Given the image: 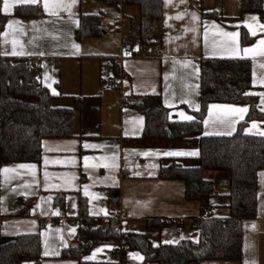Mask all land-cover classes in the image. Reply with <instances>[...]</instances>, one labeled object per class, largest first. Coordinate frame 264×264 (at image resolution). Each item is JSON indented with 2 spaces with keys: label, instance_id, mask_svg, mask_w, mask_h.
I'll return each mask as SVG.
<instances>
[{
  "label": "crops",
  "instance_id": "1",
  "mask_svg": "<svg viewBox=\"0 0 264 264\" xmlns=\"http://www.w3.org/2000/svg\"><path fill=\"white\" fill-rule=\"evenodd\" d=\"M127 5L123 0H8L5 11L1 0L6 22L0 56L41 62L33 73L53 96L52 106L74 115L73 137L43 140L40 162L0 163V243L39 235L40 264H156L139 250L121 252L108 243L94 245L81 259L62 257L79 246L83 203L95 229L108 226H93L94 220L120 209L124 222L118 231L147 235L154 247L197 243L206 210L211 218L230 217L228 173L205 172L215 186L207 205L187 200L183 181L159 178L173 163L199 167V137L168 146L144 142L145 115L133 104L159 96L171 122H195L201 110V61L248 60L253 88L245 94L257 98L264 114V12L243 13L242 0H162L163 40L148 46L147 54L130 37L139 32V7ZM23 6L40 7L42 14L15 17ZM94 15L102 16V34L79 41L81 18ZM110 20L122 23L123 31L109 28ZM243 32L253 39L246 46ZM123 38L133 45L124 49ZM249 110L247 104H211L203 135L233 136ZM243 134L264 138V120L249 122ZM60 218L66 220L63 227ZM242 240V260L198 264H264V170L258 173L257 214L242 222Z\"/></svg>",
  "mask_w": 264,
  "mask_h": 264
},
{
  "label": "trees",
  "instance_id": "2",
  "mask_svg": "<svg viewBox=\"0 0 264 264\" xmlns=\"http://www.w3.org/2000/svg\"><path fill=\"white\" fill-rule=\"evenodd\" d=\"M114 3L115 0H107ZM139 7V32L131 35L142 46L162 43L164 15L162 0H123ZM243 13H263V0H242ZM40 7H18L15 17H36ZM6 22L0 0V38ZM102 16H83L77 39L95 38L102 34ZM253 39L243 32L242 43ZM252 64L248 60H207L200 65L201 110L197 121L173 123L161 97H141L133 104L145 115L142 140L147 143H173L189 137H199V167L186 169L173 163L159 174L162 180L185 183L186 198L208 204L215 196V186L206 180L205 172H225L230 176L229 209L227 219H204L199 227V241H184L179 245L154 247L147 235L123 234L113 217L107 229L94 228L86 217V205L81 206L83 220L79 246L62 253L64 258L81 259L91 247L100 243L117 245L124 250H139L156 264H198L202 261L233 262L243 257L242 222L257 214L258 173L264 170V138L243 134L244 127L253 120H264L257 108V98L245 94L252 89ZM53 96L42 86L26 59L0 56V163H37L42 156L45 139L71 138L74 135L73 110L52 106ZM247 104L249 114L230 137L203 135V121L211 104ZM102 220V219H101ZM100 220V221H101ZM42 259L39 235L18 237L14 242L0 243V264H22Z\"/></svg>",
  "mask_w": 264,
  "mask_h": 264
},
{
  "label": "built area",
  "instance_id": "3",
  "mask_svg": "<svg viewBox=\"0 0 264 264\" xmlns=\"http://www.w3.org/2000/svg\"><path fill=\"white\" fill-rule=\"evenodd\" d=\"M107 26L109 28H112L114 31L119 32V33H121L123 31L122 23H119V22H117L115 20L108 21L107 22ZM132 45H133V40L128 39V38H123V48L124 49L126 47H131ZM141 49L144 50V51L145 50L149 51V47L148 46L142 47ZM148 56H153V54L151 52H149ZM26 63H27L28 68L30 70H32V71L35 70V69L41 68V62H39V61H33V60H30V59H26ZM118 88H119V85H113L112 86V89H118ZM113 217L116 219V221L118 222L119 225L124 222V213H123L122 210L118 209L112 215L106 216L101 221L100 220H97V221L94 220L93 221V226H95V224H97L99 222H101L104 225H109L111 223ZM203 218L204 219H210L211 218V215H210L209 211H207V210L204 211ZM65 224H66V220L64 218H60L58 220V226L59 227H63ZM178 225L182 226L183 225V221H179ZM199 227H200V225H199Z\"/></svg>",
  "mask_w": 264,
  "mask_h": 264
},
{
  "label": "snow or ice",
  "instance_id": "4",
  "mask_svg": "<svg viewBox=\"0 0 264 264\" xmlns=\"http://www.w3.org/2000/svg\"><path fill=\"white\" fill-rule=\"evenodd\" d=\"M31 2H35V0H31ZM8 8V0H4V10L7 11Z\"/></svg>",
  "mask_w": 264,
  "mask_h": 264
},
{
  "label": "rangeland",
  "instance_id": "5",
  "mask_svg": "<svg viewBox=\"0 0 264 264\" xmlns=\"http://www.w3.org/2000/svg\"><path fill=\"white\" fill-rule=\"evenodd\" d=\"M127 7H130V8H131V7H133V8H134L135 6H132V5H127ZM125 14H127V15H128L127 11H126V13H125ZM138 26H139V25H137V27H138ZM155 144H162V145H166V146H168V145H169L168 143H165V144H164V143H155Z\"/></svg>",
  "mask_w": 264,
  "mask_h": 264
},
{
  "label": "water",
  "instance_id": "6",
  "mask_svg": "<svg viewBox=\"0 0 264 264\" xmlns=\"http://www.w3.org/2000/svg\"><path fill=\"white\" fill-rule=\"evenodd\" d=\"M106 31L104 30V33H105Z\"/></svg>",
  "mask_w": 264,
  "mask_h": 264
}]
</instances>
